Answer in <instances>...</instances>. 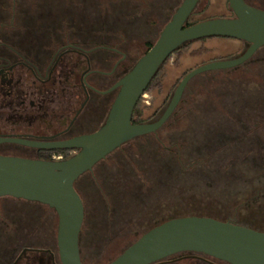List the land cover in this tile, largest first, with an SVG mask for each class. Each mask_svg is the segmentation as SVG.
Segmentation results:
<instances>
[{"label":"rangeland","instance_id":"obj_1","mask_svg":"<svg viewBox=\"0 0 264 264\" xmlns=\"http://www.w3.org/2000/svg\"><path fill=\"white\" fill-rule=\"evenodd\" d=\"M183 1L177 0L167 18ZM231 16L228 0H200L195 9L196 20ZM133 45L137 61L145 44ZM243 48L232 38L212 37L175 52L142 96L141 119L159 112L191 69ZM89 183L87 174L77 184L87 220L94 210V248H83L86 264L109 263L148 229L178 216L229 219L264 231V48L245 65L194 77L166 124L112 152L94 168V189ZM0 211L29 220L49 209L6 196L0 198ZM51 211L47 231L53 235L58 218ZM177 264L204 263L182 258Z\"/></svg>","mask_w":264,"mask_h":264},{"label":"flooded vegetation","instance_id":"obj_2","mask_svg":"<svg viewBox=\"0 0 264 264\" xmlns=\"http://www.w3.org/2000/svg\"><path fill=\"white\" fill-rule=\"evenodd\" d=\"M246 1L264 9L261 2ZM176 5L177 0H0V138L59 141L102 127L119 89L108 90L157 42L175 14L167 18L169 11ZM164 20L167 23L160 30ZM135 42L145 44L137 61L131 53ZM242 43L246 49L250 45ZM166 107L143 122L156 121ZM78 152L0 143V154L34 159L63 160ZM95 166L76 181L85 207L79 240L83 264L87 262L83 248H94V210L92 219L87 220L86 202L77 184L89 174L94 189ZM91 198L94 204V191ZM33 202L47 206L49 212L28 220L26 216L4 217L0 211V264H63L58 225L53 235L47 231L53 219L51 210L55 209ZM57 218L59 224L58 214ZM179 254L154 264H177L182 258L195 256L175 257ZM202 255L205 257L193 260L229 264Z\"/></svg>","mask_w":264,"mask_h":264},{"label":"water","instance_id":"obj_3","mask_svg":"<svg viewBox=\"0 0 264 264\" xmlns=\"http://www.w3.org/2000/svg\"><path fill=\"white\" fill-rule=\"evenodd\" d=\"M199 2L184 0L157 42L108 90L119 89L106 122L98 130L49 142L0 138V143L79 149L78 153L63 160L0 154V197L38 201L55 209L59 217L57 238L63 264H83L79 240L85 207L76 189L78 178L124 143L161 129L175 112L194 77L241 65L264 46V9L246 0H229L233 17L210 18L187 25ZM209 37H228L250 45L247 49L244 45L233 56L190 70L177 83L164 108L168 106L156 121L134 123L137 104L168 58L185 44ZM183 252L202 253L229 264H264V231L211 216H178L149 229L108 264H154Z\"/></svg>","mask_w":264,"mask_h":264},{"label":"trees","instance_id":"obj_4","mask_svg":"<svg viewBox=\"0 0 264 264\" xmlns=\"http://www.w3.org/2000/svg\"><path fill=\"white\" fill-rule=\"evenodd\" d=\"M229 1V0H228ZM231 9V8H230ZM232 11V10H231ZM233 11H232V16H233ZM203 20H205V19H203ZM199 21H202V20H196L195 19V12L190 16V18H189V20H188V22H187V25H192V24H194V23H197V22H199ZM210 38H212V37H209V38H204V39H200V40H195V41H192V42H189V43H187V44H185L184 46H182L180 49H178L177 51H179V50H181V49H183V48H185V47H187L189 44H191V43H193V42H196V41H204V40H207V39H210ZM233 39V38H232ZM233 40H236V41H239V42H245V41H242V40H237V39H233ZM176 51V52H177ZM174 54V53H173ZM172 54V55H173ZM171 55V56H172ZM170 56V57H171ZM169 57V58H170ZM168 58V59H169ZM168 61V60H167ZM163 67V66H162ZM162 67H161V69H162ZM160 69V70H161ZM194 69V68H193ZM159 70V71H160ZM192 70V69H191ZM159 73V72H158ZM188 73V72H187ZM158 75V74H157ZM157 75L154 77V79L152 80V82L155 80V78L157 77ZM184 77V76H183ZM152 82H151V84H152ZM150 84V85H151ZM150 85L148 86V88L150 87ZM148 88H147V90H148ZM162 108H164V103L159 107V110L160 109H162ZM156 114H158V110L155 112V113H153V115L152 116H150V118L149 119H151L153 116H155ZM141 115H142V112H141V110L139 109V103L137 104V106H136V108H135V110H134V113H133V122L134 123H139V122H143V121H147V120H142L141 119ZM148 119V120H149ZM218 141V140H217ZM194 155V154H193ZM229 220V219H228ZM229 221H232V220H229ZM164 222V221H163ZM232 222H235L236 223V221H232ZM162 223V222H161ZM183 255H195L194 257L193 256H189L188 258H191V259H198V257H196V256H203L202 254H199V253H196V252H187V254H185V253H182V254H179V255H177V256H175V257H181V256H183ZM203 257H205V256H203ZM210 257V256H209Z\"/></svg>","mask_w":264,"mask_h":264}]
</instances>
